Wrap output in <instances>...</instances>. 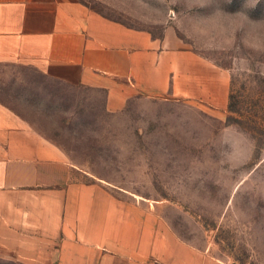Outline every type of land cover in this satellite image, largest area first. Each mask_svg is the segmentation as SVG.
<instances>
[{
  "label": "rangeland",
  "instance_id": "1",
  "mask_svg": "<svg viewBox=\"0 0 264 264\" xmlns=\"http://www.w3.org/2000/svg\"><path fill=\"white\" fill-rule=\"evenodd\" d=\"M83 1L156 37L169 28L226 70L225 109L136 96L109 112L103 91L2 63L0 102L64 151L73 179L148 200L229 264H264V0Z\"/></svg>",
  "mask_w": 264,
  "mask_h": 264
},
{
  "label": "crops",
  "instance_id": "2",
  "mask_svg": "<svg viewBox=\"0 0 264 264\" xmlns=\"http://www.w3.org/2000/svg\"><path fill=\"white\" fill-rule=\"evenodd\" d=\"M0 63L103 91L225 109L229 74L169 28L161 37L83 0H0ZM64 151L0 102V259L16 264H229L181 238L153 203L72 178Z\"/></svg>",
  "mask_w": 264,
  "mask_h": 264
},
{
  "label": "trees",
  "instance_id": "3",
  "mask_svg": "<svg viewBox=\"0 0 264 264\" xmlns=\"http://www.w3.org/2000/svg\"><path fill=\"white\" fill-rule=\"evenodd\" d=\"M227 108H228V110H231V105L228 104Z\"/></svg>",
  "mask_w": 264,
  "mask_h": 264
}]
</instances>
